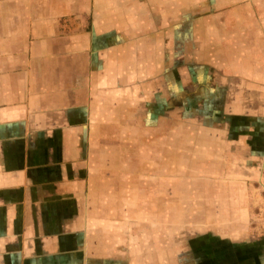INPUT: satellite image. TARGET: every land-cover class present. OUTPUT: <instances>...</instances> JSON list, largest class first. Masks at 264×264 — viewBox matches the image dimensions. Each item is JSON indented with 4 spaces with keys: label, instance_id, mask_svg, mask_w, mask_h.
Instances as JSON below:
<instances>
[{
    "label": "crops",
    "instance_id": "1",
    "mask_svg": "<svg viewBox=\"0 0 264 264\" xmlns=\"http://www.w3.org/2000/svg\"><path fill=\"white\" fill-rule=\"evenodd\" d=\"M177 147L264 169V0H0V264L165 263Z\"/></svg>",
    "mask_w": 264,
    "mask_h": 264
},
{
    "label": "rangeland",
    "instance_id": "2",
    "mask_svg": "<svg viewBox=\"0 0 264 264\" xmlns=\"http://www.w3.org/2000/svg\"><path fill=\"white\" fill-rule=\"evenodd\" d=\"M181 115L184 119V111ZM195 154L184 158L177 147L171 171L141 172L144 189L169 195L172 203L158 205L174 211L172 249L164 252L165 263L157 264H264L263 166L253 172L217 165L202 170L191 160Z\"/></svg>",
    "mask_w": 264,
    "mask_h": 264
}]
</instances>
